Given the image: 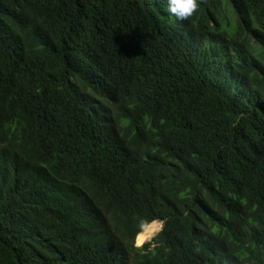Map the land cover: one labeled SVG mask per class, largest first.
<instances>
[{
    "label": "trees",
    "instance_id": "16d2710c",
    "mask_svg": "<svg viewBox=\"0 0 264 264\" xmlns=\"http://www.w3.org/2000/svg\"><path fill=\"white\" fill-rule=\"evenodd\" d=\"M165 7L0 0V264H264V0Z\"/></svg>",
    "mask_w": 264,
    "mask_h": 264
},
{
    "label": "clouds",
    "instance_id": "9594fccd",
    "mask_svg": "<svg viewBox=\"0 0 264 264\" xmlns=\"http://www.w3.org/2000/svg\"><path fill=\"white\" fill-rule=\"evenodd\" d=\"M163 3L164 5H166L163 11H165L169 16H171L175 20L182 21L193 15V13L197 10L199 0H163ZM145 225H146V221L144 220H140L137 222V228L140 229V231L143 230ZM134 245H135V239H134Z\"/></svg>",
    "mask_w": 264,
    "mask_h": 264
},
{
    "label": "bare ground",
    "instance_id": "6f19581e",
    "mask_svg": "<svg viewBox=\"0 0 264 264\" xmlns=\"http://www.w3.org/2000/svg\"><path fill=\"white\" fill-rule=\"evenodd\" d=\"M159 223L157 221H152L149 224H146L143 230H141L135 237V242L145 241L151 234L159 227ZM135 243V244H136Z\"/></svg>",
    "mask_w": 264,
    "mask_h": 264
},
{
    "label": "rangeland",
    "instance_id": "374dc122",
    "mask_svg": "<svg viewBox=\"0 0 264 264\" xmlns=\"http://www.w3.org/2000/svg\"><path fill=\"white\" fill-rule=\"evenodd\" d=\"M157 222H158V221H157ZM158 223L161 225L160 222H158ZM160 225H159V227H158V228H157V229L151 234V236L148 237L145 241H148V240H149V239H150V238H151V237H152V236H153V235H154V234L160 229V227H161ZM145 241L143 240L142 242L144 243ZM142 242H137V243L135 242V243H136L135 245L140 246ZM139 244H140V245H139Z\"/></svg>",
    "mask_w": 264,
    "mask_h": 264
}]
</instances>
